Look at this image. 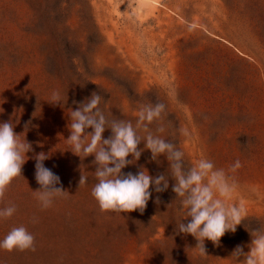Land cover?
I'll return each instance as SVG.
<instances>
[{
    "label": "rangeland",
    "instance_id": "1",
    "mask_svg": "<svg viewBox=\"0 0 264 264\" xmlns=\"http://www.w3.org/2000/svg\"><path fill=\"white\" fill-rule=\"evenodd\" d=\"M53 91L67 102L50 104ZM93 92L110 119L134 126L142 105L163 102L150 130L164 128L158 134L184 153L186 169L206 158L226 171L237 185L229 203L246 208L236 232L218 246L206 239V255L178 234L190 217L168 160L153 161L143 141L122 172L164 174L168 189L150 187L142 214L101 211L91 195L95 157L73 154L67 141L71 110ZM9 120L33 151L0 200L17 208L0 219V240L23 225L36 250H0V264H236V246L248 252L249 231L264 228V0H0V122ZM41 152L69 194L47 209L33 192Z\"/></svg>",
    "mask_w": 264,
    "mask_h": 264
},
{
    "label": "clouds",
    "instance_id": "2",
    "mask_svg": "<svg viewBox=\"0 0 264 264\" xmlns=\"http://www.w3.org/2000/svg\"><path fill=\"white\" fill-rule=\"evenodd\" d=\"M103 97L93 92L89 98L80 102L76 110L70 112V135L67 138L70 151L81 157L94 155L96 165L95 176L97 182L92 188L91 195L98 202L101 211L130 213L139 210L142 214L152 196L150 187L156 193L168 189V178L164 174L149 175L141 167L137 173L125 174L126 166L134 164L141 157L144 149L150 150L151 159L157 160L161 155L169 162L170 176L175 183L172 191L180 197L186 209L187 223L177 224V233L190 234L198 241L201 253L206 255L204 241L207 239L214 245H219L221 237L226 233H235L237 226L246 218V208L243 204L229 203L236 190V183L231 180L224 169L216 168L215 164L206 158L197 161L190 168H185L184 153L176 145L163 138L158 133L164 132L163 127H157L156 132L150 130L149 125L159 120L166 110L163 102L142 105L139 109L135 126L129 120L112 116L110 119L100 107ZM50 104L61 106L67 102L59 91H53ZM74 103H76L74 101ZM31 121L24 125L29 129ZM12 120L0 122V200L5 196L8 186L14 178L22 175L23 165L29 158L26 154L33 151L32 144L21 134L14 131ZM92 129V131H87ZM106 129L111 130V136L103 137ZM28 131V130H27ZM143 131L145 135L139 133ZM185 134H187L185 132ZM144 142V149L138 145ZM132 156L129 160L128 157ZM35 163V179L40 186L36 194L41 209L53 205L56 198L69 195L63 190L60 177L49 168L44 161L49 156L43 152L33 157ZM242 165L235 161L230 171H235ZM87 177L81 173L79 186L87 183ZM58 185H60L58 187ZM160 203L159 197L155 201ZM17 211L15 204L0 208V219H9ZM33 223L36 219L33 218ZM248 230V229H247ZM249 231V230H248ZM250 249L244 251V246L237 245L231 257L236 264H264V228L249 231ZM0 250L35 251V236L23 225L12 227L0 240Z\"/></svg>",
    "mask_w": 264,
    "mask_h": 264
}]
</instances>
